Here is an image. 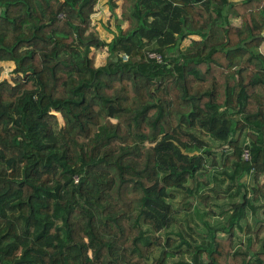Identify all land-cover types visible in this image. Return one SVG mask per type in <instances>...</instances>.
Wrapping results in <instances>:
<instances>
[{"label":"trees","instance_id":"16d2710c","mask_svg":"<svg viewBox=\"0 0 264 264\" xmlns=\"http://www.w3.org/2000/svg\"><path fill=\"white\" fill-rule=\"evenodd\" d=\"M98 2L0 0V264H264V0Z\"/></svg>","mask_w":264,"mask_h":264},{"label":"rangeland","instance_id":"374dc122","mask_svg":"<svg viewBox=\"0 0 264 264\" xmlns=\"http://www.w3.org/2000/svg\"><path fill=\"white\" fill-rule=\"evenodd\" d=\"M234 1H241V0H234ZM118 3H119V7L115 9V13L117 14V16H120L121 15L120 6L122 4V0H118ZM117 16L112 14V12L109 8V0H99L97 6L95 8V13L92 15L93 25L95 28H97V30L99 28V30H100V32L104 38L111 40L114 37L112 33L116 32V30H117L116 29L117 24H123V27L127 26V24L126 23L124 24L121 21V19H118ZM110 31H113V32H110ZM187 44H189V40L184 41L183 47L186 46ZM261 49L264 50V45L261 47ZM108 55H109V53L107 51V48H103V49L99 50L97 53V58H96L97 65H104L109 58ZM13 69H14L13 65L10 62H0V81L5 79V78L10 80V81H13L14 77L16 76V74L13 72ZM214 144L216 145V150L220 151L218 149V148H220V146H219L220 142H214ZM221 149H223V147ZM207 173L209 175V178H211V175L214 173V169L212 167H209ZM207 173L206 172L203 173L204 178H206ZM245 180L247 181V183H252V181L249 177H246ZM211 187L203 188V190H205L209 194V196L211 195V197H212V196H214V193L210 191ZM225 187H226V183L222 184V187L220 189L223 190ZM227 194L228 193L226 191H224V190L221 191L219 193V195L221 197H219V198H213L212 197L210 200H208V202H210V204H206L205 200H203L202 198L199 199L198 196H196V198H194V199L188 200V199H185L183 197V195H180L175 199L176 207L180 210L179 217L184 218L183 217V215L185 214L184 212H188V211H185V209H183L184 205H182L186 201H190V202L192 201L190 203L192 206L190 211H193V209H195V205L196 206L199 205V208L201 211H198V212L201 214H204L203 212L206 210H211V207H212L211 204H213L215 202L218 205L217 207L214 208V212H216V215L210 216V218H209L210 222L213 224L216 222L225 221L226 217H219L218 214L222 210V206H224L225 203L228 204L230 202V197H228ZM209 205H210V207H209ZM199 213H194V214H195V217L197 218V220L199 222V226L201 227L202 221H201V216H200L201 214H199ZM238 233L242 236V241L247 242V236L245 237L244 235H242V234H244V232L242 233L241 231H239ZM221 236H225V238H226L228 236V234H226V235L221 234ZM263 236H264V231H263Z\"/></svg>","mask_w":264,"mask_h":264},{"label":"built area","instance_id":"2783aa9c","mask_svg":"<svg viewBox=\"0 0 264 264\" xmlns=\"http://www.w3.org/2000/svg\"><path fill=\"white\" fill-rule=\"evenodd\" d=\"M148 54V57L150 59H154L156 60L157 62H162L163 61V55L160 53V52H157V51H149L147 52ZM123 59L124 60H128L129 59V56L127 54H124L123 55ZM243 157L245 160L249 161L250 158H251V154H250V150L248 148H246L243 152Z\"/></svg>","mask_w":264,"mask_h":264},{"label":"crops","instance_id":"0c3cea01","mask_svg":"<svg viewBox=\"0 0 264 264\" xmlns=\"http://www.w3.org/2000/svg\"><path fill=\"white\" fill-rule=\"evenodd\" d=\"M120 8H121V6H120ZM98 30H99V28H98ZM99 32H100V30H99ZM110 32H113V31H110ZM100 34H101V32H100ZM113 34V36H114V33H112ZM101 37L102 38H104L103 36H102V34H101ZM107 42H110L111 40H109V39H106V38H104ZM12 65H13V68L15 67V64H14V62H12V61H9Z\"/></svg>","mask_w":264,"mask_h":264}]
</instances>
